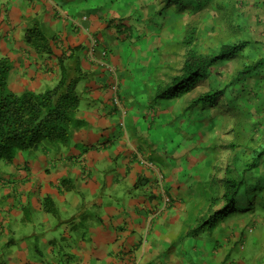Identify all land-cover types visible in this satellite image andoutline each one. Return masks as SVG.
I'll use <instances>...</instances> for the list:
<instances>
[{
    "label": "crops",
    "instance_id": "obj_1",
    "mask_svg": "<svg viewBox=\"0 0 264 264\" xmlns=\"http://www.w3.org/2000/svg\"><path fill=\"white\" fill-rule=\"evenodd\" d=\"M158 3L0 0V55L11 60L12 91L55 86L64 55L87 73L71 142L0 162V264H240L225 226L194 230L186 142L173 149L170 124L158 139L145 124L158 79L142 81L135 71L149 65L139 56ZM36 24L53 37L52 55L27 41ZM47 198L56 213L45 209Z\"/></svg>",
    "mask_w": 264,
    "mask_h": 264
},
{
    "label": "trees",
    "instance_id": "obj_2",
    "mask_svg": "<svg viewBox=\"0 0 264 264\" xmlns=\"http://www.w3.org/2000/svg\"><path fill=\"white\" fill-rule=\"evenodd\" d=\"M166 3L159 14L172 6L180 13L211 6L226 11L235 20L236 28L241 25L236 0H166ZM198 37L195 29L185 36L184 65L166 83L156 82L154 103L181 98L195 91L197 95L191 103L194 110L200 107L205 116L215 110V119H219L215 124L237 121L234 130L238 135L246 131L258 135L256 138L253 134L249 139L258 143L252 147L250 157H235L234 165L239 166L228 170L223 193L209 197V213L194 229L211 234L230 216L254 212L258 205L264 208V52L257 54L262 49L261 43L250 37L228 38L202 50ZM26 38L39 54H53V37L41 26L34 25L27 31ZM73 58V55L60 58L62 74L56 87L43 92L16 93L8 85L11 60L0 55V162H13L18 152H34L45 142L53 145L71 142V128L76 124L81 104L78 86L87 76L78 61L71 63ZM252 80L254 82L250 83ZM204 83L208 89L198 92L196 89ZM241 116L246 118L239 122L236 118ZM218 204L220 207L215 209ZM45 209L57 212L50 198L45 200Z\"/></svg>",
    "mask_w": 264,
    "mask_h": 264
},
{
    "label": "rangeland",
    "instance_id": "obj_3",
    "mask_svg": "<svg viewBox=\"0 0 264 264\" xmlns=\"http://www.w3.org/2000/svg\"><path fill=\"white\" fill-rule=\"evenodd\" d=\"M236 1L239 2L237 7L242 18L240 28H236L235 20L228 16L226 11H219L211 6L195 12L182 13L177 12L172 6L161 15L159 13L167 3L166 0H159L155 15L157 17L154 23L155 30L150 31L146 38L148 39L147 51L139 56L141 64L146 61L149 65L141 66V69L136 70L137 77L142 81L148 79V82L151 80L156 82L158 79L166 83L172 75L178 73L184 65L187 53L184 39L192 29H195L196 35L199 36L198 46L202 47V50L228 38L236 40L250 37L260 41L262 49L258 50L257 54H262L264 52V0ZM253 82L252 80L250 83ZM56 85L49 88H54ZM134 87L138 88L137 85ZM207 89L204 83L200 84L196 90L204 92ZM196 95L197 92L194 91L181 98L158 101L156 107L149 113L150 122L145 124H151L154 127L152 132L157 139L159 133L162 134L164 126L170 124L173 128L168 131V134L170 132L169 135L173 139L171 142L175 141L173 149L180 140L183 144L186 142L187 163H184L183 168L186 172L185 177H188L186 181L189 180L187 189L192 190L191 196L186 198V206L193 212L194 216H191V220L196 217L197 223H200L202 217L209 213L210 199L223 193L224 179L228 170L237 169L239 166L234 165L235 157L237 155H243L244 158L250 157L252 147L257 146L258 143L249 142V139L253 134L256 138L258 135L251 131L244 132L242 136L238 135L237 130H234L237 121L235 124L232 121H225L223 125L215 124L219 120L215 119L217 111L214 110L212 115L205 116V111L200 107L196 110L192 108V98ZM241 118L242 116L236 119L240 122ZM245 118L243 117L242 120ZM233 143L237 146L232 147ZM219 207L220 204L215 209ZM222 226H225L226 233L229 232L228 237L234 239L235 246L231 254H234L237 262L264 264V208L262 206L258 205L254 212L230 216Z\"/></svg>",
    "mask_w": 264,
    "mask_h": 264
},
{
    "label": "built area",
    "instance_id": "obj_4",
    "mask_svg": "<svg viewBox=\"0 0 264 264\" xmlns=\"http://www.w3.org/2000/svg\"><path fill=\"white\" fill-rule=\"evenodd\" d=\"M96 45H97V41H96L95 39H93V40H92V48H94ZM111 71H113V70H111ZM118 87H119V85H118V84H115V85L113 86V89H114V90H117ZM114 103H115L116 106H120L122 102H121L120 98L117 96V97L114 99ZM170 200H171L170 197L167 198V202H169Z\"/></svg>",
    "mask_w": 264,
    "mask_h": 264
}]
</instances>
